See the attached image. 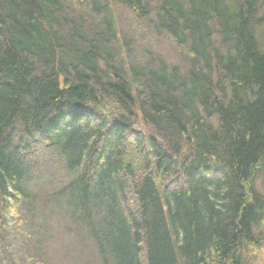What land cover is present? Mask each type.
I'll return each instance as SVG.
<instances>
[{"label":"trees","instance_id":"1","mask_svg":"<svg viewBox=\"0 0 264 264\" xmlns=\"http://www.w3.org/2000/svg\"><path fill=\"white\" fill-rule=\"evenodd\" d=\"M263 249L264 0H0V264Z\"/></svg>","mask_w":264,"mask_h":264},{"label":"rangeland","instance_id":"2","mask_svg":"<svg viewBox=\"0 0 264 264\" xmlns=\"http://www.w3.org/2000/svg\"><path fill=\"white\" fill-rule=\"evenodd\" d=\"M40 189L45 192L47 190H50L51 189V186H48L47 184L46 185L45 184H42V186H40ZM260 253H261V255H260V257L258 259V262L256 264H264V249L261 250Z\"/></svg>","mask_w":264,"mask_h":264}]
</instances>
